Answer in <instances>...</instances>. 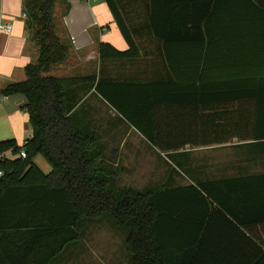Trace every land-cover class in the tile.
<instances>
[{"label":"crops","instance_id":"0c3cea01","mask_svg":"<svg viewBox=\"0 0 264 264\" xmlns=\"http://www.w3.org/2000/svg\"><path fill=\"white\" fill-rule=\"evenodd\" d=\"M23 1L0 0V22L13 25L10 33H0V90L23 80L24 67L37 58L28 16H23ZM121 5L139 58L100 57L102 42L122 51L129 48L105 0H56L54 30L69 44V52L62 63L43 74L96 77L94 83L71 91L77 94L78 102L70 116L82 131L87 130L85 123L94 120L103 122L112 136L119 130L121 140L116 144L107 145L96 135L102 156L111 166L107 167L111 179L127 171L124 165L128 157L137 158L141 165V159L150 154L158 161L149 159L165 168L157 189L195 184L197 180L219 181L218 203L209 199L204 205L195 199L179 205L178 212L185 215L186 223L179 219L176 228L172 226L176 239L168 244L185 246L186 264H264V139L254 137L255 101L264 100V0L174 1L170 10L165 6L157 14L154 30L146 15V0H121ZM166 37L170 40L164 43ZM100 78L122 82L170 78L186 87L181 98L188 100L172 107L194 111L196 116L217 113V130L228 137L218 143H188L179 150L162 151L96 91ZM25 102L21 93L0 95V141L15 139L23 145L32 138L33 128L22 108ZM191 130L212 131L209 126ZM129 136L136 140H128ZM212 151L217 152V158L210 157ZM3 154L10 159L14 156L11 151ZM39 155L33 161L50 173L52 165L43 155L49 164L36 160ZM184 161L205 173H180L178 163ZM8 211L6 219L14 221L0 227V264H41L47 255L45 239L37 243L32 235L35 228H44L34 223L44 222V216H30L17 226L19 209L10 205ZM34 244L38 247L29 249ZM74 256L64 248L46 264H71Z\"/></svg>","mask_w":264,"mask_h":264},{"label":"trees","instance_id":"16d2710c","mask_svg":"<svg viewBox=\"0 0 264 264\" xmlns=\"http://www.w3.org/2000/svg\"><path fill=\"white\" fill-rule=\"evenodd\" d=\"M105 1L129 48L122 51L102 42L100 57L118 60L139 58L141 54L121 0ZM174 1L178 0H146V15L153 30L157 14L165 6L170 10L169 4ZM55 4L56 0L23 1L37 58L24 67L23 80L12 82L0 90V95L4 96L25 95L26 102L22 108L33 128L32 138L23 145L15 139L0 141V154L11 151L14 155L12 159L0 157V169L3 171L0 177V227L6 228L10 221H14L6 219L11 213L8 211L10 205L19 209L16 211L19 215L17 226L23 225L30 216H44L43 226L34 222L35 227L44 228H35L32 236L37 243L45 239L47 255L41 264H46L81 238L83 218L109 215L127 233L125 243L132 264H186L185 246L168 244L176 239L171 230L176 228L179 219L186 223L185 215L178 212L179 205L195 199H200L204 205L210 203L209 199L218 203L219 181L197 180L195 184L162 190L152 186L140 190L115 187V178H110L107 168L111 166L102 156L97 136L77 129L70 116L78 102L77 94L71 91L81 84L94 83L96 77L43 74L62 63L69 52V44L54 30ZM169 40L164 38V43ZM165 56L169 59V53ZM170 73L171 70L169 77ZM95 89L162 151L179 150L188 143H218L228 137V134L217 130V113L196 116L194 111L172 107L177 103L185 105L188 100L183 99L186 87L172 83L170 78L150 82L100 78ZM129 98L132 99L129 101ZM255 109L254 137L264 139V131H259L264 127V100H256ZM199 126H209L212 131L191 130ZM23 148L27 152L26 158L20 156ZM37 154L43 155L52 165L50 173H44L35 164L33 158ZM178 168L184 173H205L186 161L178 163ZM41 249L42 246L38 251Z\"/></svg>","mask_w":264,"mask_h":264},{"label":"rangeland","instance_id":"374dc122","mask_svg":"<svg viewBox=\"0 0 264 264\" xmlns=\"http://www.w3.org/2000/svg\"><path fill=\"white\" fill-rule=\"evenodd\" d=\"M86 103H84V105ZM84 126L87 127V130L84 128L85 131L97 135L105 142L107 141V145L119 143L121 140V135L118 133L119 130H116L115 134L112 136L110 131L103 125V122H100L99 120H94V122L88 121ZM119 129H123V126L120 125ZM132 137L133 136H129L128 140H136ZM154 156H158V154L155 152ZM148 157L153 158V155L148 154V156L141 159L143 165L138 164V161L140 160L137 158L133 159L128 157L126 159L127 165H124L127 168V171L120 177H115V187L119 190L126 187H132L139 190L151 186L157 187V182L159 181L158 178H161V174L165 171V168L163 165L154 163V160L149 159ZM210 157L217 158V152L213 153L212 151ZM199 158L200 159L198 160L201 161L202 157L200 156ZM36 160L43 162V165L44 162L49 164L42 155L36 157ZM155 160L158 161V159ZM41 167L45 169V166ZM115 170H117L116 167ZM44 173H47L46 170H44ZM126 236V231L120 228L109 215H104L99 218H83L81 238L70 244L66 249V252L75 255V260L70 263L132 264L131 254L125 243Z\"/></svg>","mask_w":264,"mask_h":264},{"label":"built area","instance_id":"2783aa9c","mask_svg":"<svg viewBox=\"0 0 264 264\" xmlns=\"http://www.w3.org/2000/svg\"><path fill=\"white\" fill-rule=\"evenodd\" d=\"M24 17H27V13L24 12L23 14ZM13 25L11 23H6V22H0V33L1 32H6V33H10L12 31ZM20 156L22 158H26L27 157V152L26 149L23 148L20 152ZM1 158H5L4 154H0ZM14 157V156H13ZM3 175V171L0 169V177Z\"/></svg>","mask_w":264,"mask_h":264}]
</instances>
